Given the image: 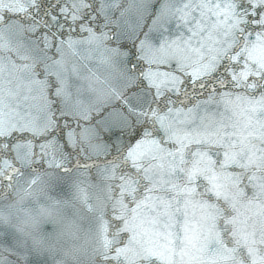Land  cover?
Returning a JSON list of instances; mask_svg holds the SVG:
<instances>
[{
    "label": "snow or ice",
    "instance_id": "1",
    "mask_svg": "<svg viewBox=\"0 0 264 264\" xmlns=\"http://www.w3.org/2000/svg\"><path fill=\"white\" fill-rule=\"evenodd\" d=\"M45 177L84 237L0 264H264V0H0V183Z\"/></svg>",
    "mask_w": 264,
    "mask_h": 264
},
{
    "label": "water",
    "instance_id": "2",
    "mask_svg": "<svg viewBox=\"0 0 264 264\" xmlns=\"http://www.w3.org/2000/svg\"><path fill=\"white\" fill-rule=\"evenodd\" d=\"M56 182L21 218L29 214H40V223L34 229L21 231L19 219L8 231L20 241L47 238L60 243L75 244L85 235L88 225L81 219L77 209L83 203V196L71 183L61 187Z\"/></svg>",
    "mask_w": 264,
    "mask_h": 264
},
{
    "label": "clouds",
    "instance_id": "3",
    "mask_svg": "<svg viewBox=\"0 0 264 264\" xmlns=\"http://www.w3.org/2000/svg\"><path fill=\"white\" fill-rule=\"evenodd\" d=\"M40 214H29L19 220V229L21 231H26L29 229H34L40 223Z\"/></svg>",
    "mask_w": 264,
    "mask_h": 264
}]
</instances>
